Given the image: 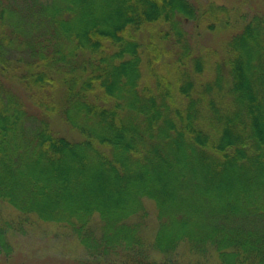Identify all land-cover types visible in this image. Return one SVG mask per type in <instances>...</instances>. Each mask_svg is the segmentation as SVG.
Masks as SVG:
<instances>
[{
  "label": "trees",
  "instance_id": "trees-1",
  "mask_svg": "<svg viewBox=\"0 0 264 264\" xmlns=\"http://www.w3.org/2000/svg\"><path fill=\"white\" fill-rule=\"evenodd\" d=\"M38 1L0 0V264L39 223L108 264H264V13L213 60L191 0ZM154 23L168 52L138 39Z\"/></svg>",
  "mask_w": 264,
  "mask_h": 264
},
{
  "label": "rangeland",
  "instance_id": "rangeland-1",
  "mask_svg": "<svg viewBox=\"0 0 264 264\" xmlns=\"http://www.w3.org/2000/svg\"><path fill=\"white\" fill-rule=\"evenodd\" d=\"M8 1L19 8H28L27 13H29L30 8L39 4L38 0ZM190 2L195 9V17H179L182 29L186 32L192 49L197 53L210 55L209 58L213 60L221 59L222 56L226 55L223 48H225V44H227L230 38L240 30V27L245 22L244 19L246 20L255 14L264 13V0H191ZM210 4L224 6L231 23L229 25H225L224 23L216 24L215 29L206 30L204 27L208 25L209 20L206 15H201V13ZM203 21L207 22L204 23ZM163 28L154 23L149 27H145L141 34H139L140 37L138 39L143 43L149 39H153L151 40L153 43L165 50L164 52H168L169 48H171L170 43L158 40V31H161ZM170 56L173 57V54L171 53ZM222 68L224 69L223 66ZM59 127L62 128V134L66 133L62 125H59ZM146 212H148L149 218L144 220L145 227L144 230L140 231V234L147 238V240H150L157 228L155 222L158 221L153 211L147 210ZM7 213L1 204L0 218H6ZM95 235L98 236L99 234L96 233ZM74 237V235L68 234L58 227L43 223L33 225L19 233H12L10 231L7 238L13 247V255L10 260H7L10 264H108L100 261V259L99 261L89 259L85 248L77 244ZM186 256L187 252L185 248L179 247L175 249V252L170 257L181 262L185 259L187 260ZM151 257L160 260L164 256L155 257V255H151ZM118 259V254L112 255V260L115 264H119Z\"/></svg>",
  "mask_w": 264,
  "mask_h": 264
}]
</instances>
